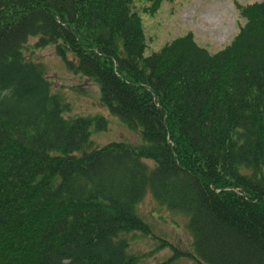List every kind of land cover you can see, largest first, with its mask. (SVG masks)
I'll use <instances>...</instances> for the list:
<instances>
[{"label": "trees", "instance_id": "16d2710c", "mask_svg": "<svg viewBox=\"0 0 264 264\" xmlns=\"http://www.w3.org/2000/svg\"><path fill=\"white\" fill-rule=\"evenodd\" d=\"M238 10L216 52L187 32L144 56L132 0H0V264H143L129 244L157 239L137 212L147 192L192 238L160 264H264V0ZM31 39L140 143L95 145L107 119L66 115L23 55Z\"/></svg>", "mask_w": 264, "mask_h": 264}, {"label": "rangeland", "instance_id": "374dc122", "mask_svg": "<svg viewBox=\"0 0 264 264\" xmlns=\"http://www.w3.org/2000/svg\"><path fill=\"white\" fill-rule=\"evenodd\" d=\"M261 0H170L162 1L155 12H146L145 0H132L133 8L140 15L145 32L144 56L160 49L171 39L190 32L196 43L213 53L225 45L238 32L244 20L238 6ZM29 40L23 49L25 58L39 62L44 67L52 93L59 95L71 106L67 116L102 115L107 119V129L93 131L92 142L103 145L110 142H126L137 145L140 136L126 128L119 118L109 114L100 104L98 86L80 75L67 71L63 61L55 54L53 46L34 48ZM139 137V139H138ZM151 162L148 161V164ZM140 217L149 225L157 239L135 234L129 251L143 258V264H160L178 251L192 252L191 235L186 227V218L159 206L147 192L137 206ZM169 264H198L192 258H174Z\"/></svg>", "mask_w": 264, "mask_h": 264}]
</instances>
